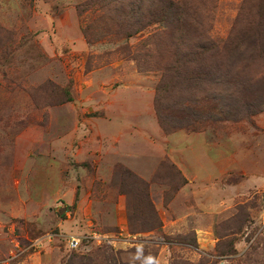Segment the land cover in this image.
Returning <instances> with one entry per match:
<instances>
[{
  "label": "rangeland",
  "instance_id": "1",
  "mask_svg": "<svg viewBox=\"0 0 264 264\" xmlns=\"http://www.w3.org/2000/svg\"><path fill=\"white\" fill-rule=\"evenodd\" d=\"M87 1L0 0V264L105 251L141 262L137 250L154 264H264V104L169 133L161 72L132 57L155 50L163 25L126 38ZM260 2L192 0L189 12L221 42Z\"/></svg>",
  "mask_w": 264,
  "mask_h": 264
},
{
  "label": "trees",
  "instance_id": "2",
  "mask_svg": "<svg viewBox=\"0 0 264 264\" xmlns=\"http://www.w3.org/2000/svg\"><path fill=\"white\" fill-rule=\"evenodd\" d=\"M191 1L89 0L79 6V9H91L101 4L99 11H110L113 25L126 38L141 33L153 23L163 25V30L151 35L145 44L148 46L152 42L155 50L138 52L132 57L140 71L161 72L155 108L161 126L169 133L184 128L192 120L217 121L215 111L219 108L233 121L241 122L256 114L264 104L261 100L264 97L257 95L261 63L264 74V0H261L260 7H254L255 11L249 16L239 17L232 32L221 42L201 29L203 22L198 17V8L194 13L193 9L189 12V8L193 7ZM189 22H192L190 28L185 31ZM89 29L91 26L85 31L89 32ZM177 31L183 36L177 35ZM85 36L89 37L87 33ZM67 95L70 100L69 93ZM203 103V112L195 109ZM205 106H209V110L206 111ZM166 116L171 119L170 124ZM147 202L149 204V197ZM150 208L154 210L152 204ZM157 224L161 226L160 221L155 224L156 227ZM192 244L197 246L196 238ZM137 252L141 262L125 261L124 251L113 254L105 251L101 260L99 255L73 253L67 264H154V257L146 252Z\"/></svg>",
  "mask_w": 264,
  "mask_h": 264
},
{
  "label": "built area",
  "instance_id": "3",
  "mask_svg": "<svg viewBox=\"0 0 264 264\" xmlns=\"http://www.w3.org/2000/svg\"><path fill=\"white\" fill-rule=\"evenodd\" d=\"M68 246L70 249L72 250H76L80 247L81 244V239L80 238H76V237H72L69 242H68Z\"/></svg>",
  "mask_w": 264,
  "mask_h": 264
}]
</instances>
